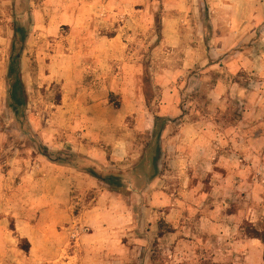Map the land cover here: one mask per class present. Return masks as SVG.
I'll use <instances>...</instances> for the list:
<instances>
[{"label":"rangeland","instance_id":"1","mask_svg":"<svg viewBox=\"0 0 264 264\" xmlns=\"http://www.w3.org/2000/svg\"><path fill=\"white\" fill-rule=\"evenodd\" d=\"M208 2L0 0V202L9 205L0 215L9 216L13 231L16 219L34 226L45 221L41 227L50 241L55 234L59 249L47 264H69L74 221L102 194L67 156L75 153L113 171L141 160L151 140L150 133L137 128L141 108L156 112L163 105L161 75L170 79L183 72L186 80L189 51L202 45L199 33L211 20ZM16 24L30 28L21 60L27 106L17 115L8 101ZM255 67L237 77L252 91L242 99L245 107L234 101L222 106L201 85L187 93L183 103L190 108L184 111L189 118L218 123L208 132L206 162L196 159L187 175L168 158L161 163L165 178L158 186L170 197L172 214L171 207L157 214L143 209L149 196L119 194L135 206V223L125 230L127 248L140 246L133 240L143 235L154 264L263 262L264 245L250 248L252 255L243 245L250 239L249 227L264 228V105L259 101L264 69ZM211 70L202 76L213 80L218 69ZM185 80L175 88L186 89ZM212 80L205 83L206 91ZM198 83V78L193 81ZM72 142L80 149L90 145L96 157L73 150ZM122 143L128 159L119 163L113 157Z\"/></svg>","mask_w":264,"mask_h":264},{"label":"crops","instance_id":"2","mask_svg":"<svg viewBox=\"0 0 264 264\" xmlns=\"http://www.w3.org/2000/svg\"><path fill=\"white\" fill-rule=\"evenodd\" d=\"M208 4L211 34L206 39L204 26L202 27V33H199L202 35V45L200 44L196 49L193 47L187 56L186 61L190 65L188 68L184 67L190 72H188L186 80L183 72L171 74L170 79L161 75V80L165 81L162 86L163 105L159 106V110L156 112L148 108L145 110L141 108L143 118L137 124L140 131L151 133L156 125V117L168 120L161 138L163 152L159 163L161 175L145 191H133V195L151 197L143 209L151 208L154 214L167 207H171L172 214L174 208V205H171L170 197L158 186L165 178L161 165L163 160L168 158L173 162L171 166L174 169L181 165L179 167L181 173L187 175L189 167L196 162V159L206 162L208 132L213 128L218 129L217 122L213 121L212 123L205 120L204 117L189 118L191 115L184 112L190 111V108L187 107L188 104L183 103L185 101L183 99L187 93L191 92L192 86H203L201 91L213 98L214 102L217 99L218 104L222 106H226L229 101H234L240 102L245 107L246 103L242 99L247 98L249 94H252V91L239 81L240 78L237 79L238 74L254 65L256 69H264V38L262 37L264 35V0H209ZM254 34H257L255 40ZM195 65H199L200 69L193 70ZM211 69H218L214 70L218 74L213 80L202 76L212 71ZM197 78L199 83L193 84ZM209 79L212 80V86L206 91L205 83ZM183 80L186 81L185 91L181 90L183 88L180 90L175 88L174 83L183 82ZM247 93L248 96H245ZM260 96L261 100L259 101H262L260 103L264 105V94ZM191 105L192 111L198 114L200 109L194 107L193 103ZM138 111L140 112V110ZM172 127H176V131L170 133ZM122 144L120 148L116 149L113 157V160L119 163L128 159L127 147L124 143ZM90 148L91 146L87 145L80 149L72 142L73 150L78 149L80 153L95 158V152L90 151ZM90 178L92 179L89 180L90 183L95 188H100L102 194L90 209L74 221L72 236H75L76 240L72 243V262L70 261L69 264H154L152 252L146 248L147 240L143 235H136L133 240L140 246L127 248L124 242L128 235L126 231L130 229L129 225L135 223L133 214L135 206L130 205L118 193L109 191L98 180ZM8 208L9 205L0 202V212ZM168 218L165 220L171 224V220ZM10 223L9 216L0 215V264H47L46 260L50 254L53 256V261L54 257L59 255L58 246L55 244V234L52 235V241H50L48 233H45L41 227L45 224L44 220L34 226L30 222L16 219L15 231L11 230ZM78 224L86 230L81 232ZM90 227H93L95 232L92 233ZM124 231L125 233H123ZM22 239H26L30 243L29 252L20 248ZM144 241L146 246L142 244ZM243 245L246 247V249L244 248L246 252L248 251L246 255H252L250 248L264 244L260 240L250 238L243 240ZM262 257L263 262L260 264H264V255ZM126 258L130 259L126 261ZM169 258H173V255H170Z\"/></svg>","mask_w":264,"mask_h":264},{"label":"trees","instance_id":"3","mask_svg":"<svg viewBox=\"0 0 264 264\" xmlns=\"http://www.w3.org/2000/svg\"><path fill=\"white\" fill-rule=\"evenodd\" d=\"M210 22L204 25V35L206 39L210 37ZM30 28L28 26H20L16 24L14 28V38L12 43V53L10 59V66L8 70V101L10 108L17 115L23 111L27 106L26 88L22 80V66L21 60L23 52L26 48ZM119 107V104H117ZM156 117V125L151 131V140L148 144L143 157L128 170H109L102 164L89 158H84L75 153L68 155L72 157V168H75L92 178L98 180L109 191L122 194L123 192L132 194L133 191L143 192L147 187L160 177L159 163L162 159L161 138L163 131L167 124V119ZM164 121V125L159 128L158 122ZM151 149L154 153L151 154ZM247 236L251 239L260 240L264 244V228L258 230L251 226L247 229ZM164 233H159V238H163ZM20 248L25 252H29L30 243L26 239L20 240Z\"/></svg>","mask_w":264,"mask_h":264}]
</instances>
